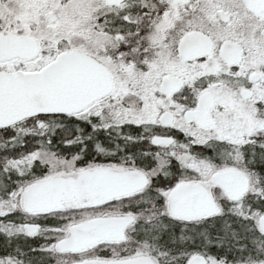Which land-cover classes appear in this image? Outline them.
Segmentation results:
<instances>
[{
	"label": "snow or ice",
	"instance_id": "6c2138e0",
	"mask_svg": "<svg viewBox=\"0 0 264 264\" xmlns=\"http://www.w3.org/2000/svg\"><path fill=\"white\" fill-rule=\"evenodd\" d=\"M0 264H264V0H0Z\"/></svg>",
	"mask_w": 264,
	"mask_h": 264
}]
</instances>
